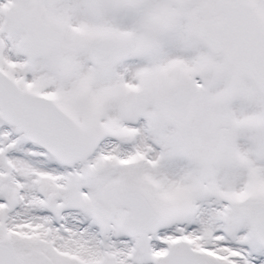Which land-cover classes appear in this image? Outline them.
<instances>
[{"label":"snow or ice","instance_id":"snow-or-ice-1","mask_svg":"<svg viewBox=\"0 0 264 264\" xmlns=\"http://www.w3.org/2000/svg\"><path fill=\"white\" fill-rule=\"evenodd\" d=\"M0 264H264V0H0Z\"/></svg>","mask_w":264,"mask_h":264}]
</instances>
